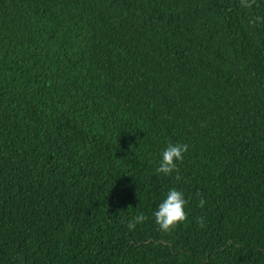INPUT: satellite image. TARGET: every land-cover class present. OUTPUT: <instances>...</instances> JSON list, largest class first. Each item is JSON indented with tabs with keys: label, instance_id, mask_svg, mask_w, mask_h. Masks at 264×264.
<instances>
[{
	"label": "trees",
	"instance_id": "1",
	"mask_svg": "<svg viewBox=\"0 0 264 264\" xmlns=\"http://www.w3.org/2000/svg\"><path fill=\"white\" fill-rule=\"evenodd\" d=\"M0 264H264V0H0Z\"/></svg>",
	"mask_w": 264,
	"mask_h": 264
},
{
	"label": "clouds",
	"instance_id": "2",
	"mask_svg": "<svg viewBox=\"0 0 264 264\" xmlns=\"http://www.w3.org/2000/svg\"><path fill=\"white\" fill-rule=\"evenodd\" d=\"M189 145L169 143L162 152V159L157 173L171 174L173 171L178 172L177 161H182L184 153L187 152ZM179 178V177H177ZM188 201L182 191L172 188L168 191L166 198L158 205V209L154 212L155 222L159 226L161 232L167 233L173 230L178 224L187 219L185 207ZM204 199H200L199 206L203 207ZM146 217L143 214L137 215L133 220H129L127 227L135 229L137 223H142Z\"/></svg>",
	"mask_w": 264,
	"mask_h": 264
}]
</instances>
